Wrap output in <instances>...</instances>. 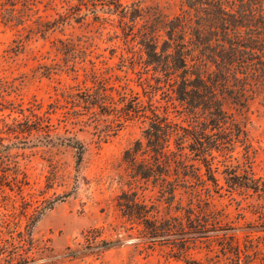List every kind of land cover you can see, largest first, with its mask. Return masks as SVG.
<instances>
[{
    "label": "rangeland",
    "instance_id": "obj_1",
    "mask_svg": "<svg viewBox=\"0 0 264 264\" xmlns=\"http://www.w3.org/2000/svg\"><path fill=\"white\" fill-rule=\"evenodd\" d=\"M0 1V264H264V102L223 100L228 131L232 120L247 139L212 151L217 187L190 182L165 199L123 161L148 121L132 103L188 124L143 63L141 20H128L132 6L171 18L182 0H119L125 17L114 0ZM122 191L176 224L172 234L142 237L117 206ZM205 202L219 223L195 239Z\"/></svg>",
    "mask_w": 264,
    "mask_h": 264
},
{
    "label": "trees",
    "instance_id": "obj_2",
    "mask_svg": "<svg viewBox=\"0 0 264 264\" xmlns=\"http://www.w3.org/2000/svg\"><path fill=\"white\" fill-rule=\"evenodd\" d=\"M237 1L232 12L230 0H182V11L171 18L156 12L145 15L135 6L130 9L128 20H141L137 33L145 67H151L169 98L178 100L189 114L188 124L182 125L154 108L146 115L138 102L129 110L148 121L144 141L135 140L124 151L123 161L132 176L159 186L165 199L174 197L176 186L190 182L207 190L209 184L217 187L212 151L246 142V131L238 123L229 120L234 129L228 131L230 117L223 100L240 109L253 99L264 102V0ZM111 4L125 17L128 7L119 0ZM1 5L0 1V9ZM243 184L259 189L254 179ZM117 206L123 216L143 224L139 234L150 242L169 237L176 225L166 220L163 226L151 209L136 201L134 192L122 191ZM198 213L195 239L203 237L215 219L208 202ZM187 220L192 224L188 216ZM177 224L184 233L177 239L182 249L188 232L181 221Z\"/></svg>",
    "mask_w": 264,
    "mask_h": 264
}]
</instances>
